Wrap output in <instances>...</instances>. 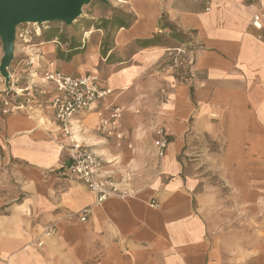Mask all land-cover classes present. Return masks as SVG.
I'll return each mask as SVG.
<instances>
[{"label": "crops", "instance_id": "crops-1", "mask_svg": "<svg viewBox=\"0 0 264 264\" xmlns=\"http://www.w3.org/2000/svg\"><path fill=\"white\" fill-rule=\"evenodd\" d=\"M111 3L135 20L116 29L105 56L102 29L75 34L76 51L39 32L26 44L22 30L14 70L28 80L33 58L64 74L102 78L112 93L97 105L122 109V139L95 129V109L73 126L126 193L97 202L68 172L67 138L49 105L53 85L36 77L29 109L0 113V264H264V205L255 206L264 201V17L252 23L264 0ZM58 23L51 26L62 32ZM158 127L169 142L159 173L133 191L130 166L147 163L146 142L155 153ZM201 134L216 146L208 163L252 220H225L217 192L197 189L200 176L186 173L184 156ZM84 207L90 211L81 221Z\"/></svg>", "mask_w": 264, "mask_h": 264}, {"label": "built area", "instance_id": "built-area-1", "mask_svg": "<svg viewBox=\"0 0 264 264\" xmlns=\"http://www.w3.org/2000/svg\"><path fill=\"white\" fill-rule=\"evenodd\" d=\"M264 17V6L253 16V25L259 26L258 21ZM27 34V31L24 32ZM19 36L22 34L19 33ZM177 57L174 59L177 67L178 59L182 54L181 49H177ZM38 61V60H37ZM33 58L26 62L29 67V78L27 85L18 86L19 74L9 72V89L11 95L3 98L0 103V113L8 114L15 111L29 109L30 101L34 98L35 89L34 79L38 77L41 81L49 82L53 85V95L49 101L53 111V117L60 131L66 136L67 144L64 149L69 160L68 172L79 182L83 183L89 190L95 193L97 202H101L109 196L123 195L126 192H119V189L107 171L103 169L105 160L98 155L92 144L77 136L78 131L74 129L76 116L95 109L100 116L96 130L103 132L107 136H114L116 140L123 137L120 125L122 109L119 106L98 108V102L112 93V89L104 86L102 78L95 72H90L81 76H72L60 71L50 69L52 63L41 66ZM33 69L30 70V68ZM36 68V69H35ZM16 84V86H15ZM8 93V91H7ZM37 94V93H36ZM108 110L107 116L103 112ZM156 138L154 139L155 154L159 159L165 156L168 147V138L164 130L160 127L155 129ZM156 205L151 200V206ZM89 208L84 207L79 212V219L86 220ZM55 228H48L47 233H52Z\"/></svg>", "mask_w": 264, "mask_h": 264}, {"label": "rangeland", "instance_id": "rangeland-1", "mask_svg": "<svg viewBox=\"0 0 264 264\" xmlns=\"http://www.w3.org/2000/svg\"><path fill=\"white\" fill-rule=\"evenodd\" d=\"M108 4H104L98 0H92L89 5H86L83 7V13L82 15L74 22L75 25H71L66 27L64 23H58L62 27L63 31L65 32H70L72 34H83L84 29H91L94 30L96 29L94 26L90 25L89 20H97L103 15H107L110 13V8H113V5H111V0H107ZM80 24V26H79ZM81 28H78V26ZM51 26V23H42V24H35V23H22L19 24L16 28V36H15V41L17 43L22 42V37L19 36V33L23 31H27L26 34V44L32 42L34 40V36L39 32V34L47 30L48 27ZM83 29V30H82ZM22 31V32H23ZM79 32V33H78ZM89 32V31H87ZM104 32V30H103ZM79 34V35H80ZM25 37V34H23ZM42 40V39H41ZM3 54L2 51V44L0 40V58ZM18 58V54L15 52V47H14V52H13V59L10 62V65L8 67V72L14 73L15 70V65L16 61ZM14 71V72H13ZM19 81L17 83L18 86H24V84L27 82V79L19 75ZM27 85V83L25 84ZM16 86V84H15ZM8 91V93H7ZM11 89H6L4 85V78L0 75V103L3 98L9 97L11 95ZM153 138H156V133L155 129L152 132ZM150 137V136H149ZM148 137V138H149ZM150 141V140H149ZM195 142L196 146L198 148H191L190 150H187V154H185V158H190V162L185 166L186 173H190V175L195 173V175L198 177L200 176V181L199 185L197 186V189H200L201 191H205L206 193L209 190H215L217 192V197H216V205H218L217 212H220L222 217L235 224L239 223L241 220V216H246L248 215V220H252V215L253 213H241L239 207L240 201L239 198L236 197L233 193H231V186H229L226 181L223 179L219 178V175L215 173V171L211 168L210 164L208 163V151L210 149L215 148V144L212 143L209 138L204 135H198L195 137ZM148 144L146 142L145 147L146 152L143 150V155H144V160L147 161V163H143L141 165H134L133 168L130 166V171L133 172L131 173V178L127 179L128 183L130 184L131 188L133 191H142L145 188H148L149 185L152 183V179L159 173V162L160 159L156 156L154 152L149 151L148 149ZM144 147V146H143ZM183 156V154H181ZM198 156H202V159H198L197 163L200 164H194L193 165V158H199ZM199 161V162H198ZM209 199L207 198L206 200V206L210 205V202H208ZM212 203V202H211ZM264 205V201L260 200L258 204L255 206L261 207ZM226 207H232L231 209H226ZM226 214V216H225ZM235 231V230H234ZM251 232V230H249Z\"/></svg>", "mask_w": 264, "mask_h": 264}, {"label": "water", "instance_id": "water-1", "mask_svg": "<svg viewBox=\"0 0 264 264\" xmlns=\"http://www.w3.org/2000/svg\"><path fill=\"white\" fill-rule=\"evenodd\" d=\"M92 0H0V40L3 54L0 75L9 88L8 67L13 59L16 28L22 23L61 22L71 25L83 13V7ZM108 4L107 0H98Z\"/></svg>", "mask_w": 264, "mask_h": 264}, {"label": "trees", "instance_id": "trees-1", "mask_svg": "<svg viewBox=\"0 0 264 264\" xmlns=\"http://www.w3.org/2000/svg\"><path fill=\"white\" fill-rule=\"evenodd\" d=\"M135 17L132 13L126 12L119 8H110V13L103 15L97 20H89L91 26H94L96 29L104 30V35L100 43V54L105 56L107 52L112 48L113 45V35L117 28L128 27L130 26ZM89 30V29H86ZM39 37L46 41L56 37V39L69 47V49L75 50L78 49L77 37L75 34L70 32L60 31L59 27L50 26L47 30L42 31L39 34Z\"/></svg>", "mask_w": 264, "mask_h": 264}]
</instances>
